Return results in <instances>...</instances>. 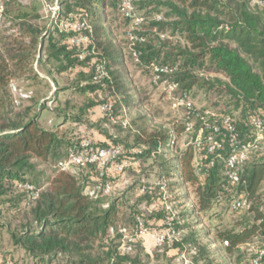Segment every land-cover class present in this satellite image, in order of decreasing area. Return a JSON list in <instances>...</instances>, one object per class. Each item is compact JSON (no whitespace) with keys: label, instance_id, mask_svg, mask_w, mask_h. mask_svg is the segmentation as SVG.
<instances>
[{"label":"trees","instance_id":"trees-1","mask_svg":"<svg viewBox=\"0 0 264 264\" xmlns=\"http://www.w3.org/2000/svg\"><path fill=\"white\" fill-rule=\"evenodd\" d=\"M9 2L5 0V18ZM120 2H60L64 15L70 16L68 20L86 21L91 30V43L83 47L88 55L81 61L77 49L69 43L78 35L74 31L63 32L57 41L49 39L44 47L38 27L25 21L27 16L23 15L15 17L18 27L15 36L6 38L0 33V112H3L0 114V214L1 206L13 210L15 214L26 211L25 223L10 234L14 247L27 253L36 264H140L137 259L129 261V254L121 250L123 236L118 231L125 226L117 225L121 216L124 218L120 199L107 201L103 195L91 199L85 194L87 182L80 183L73 174L57 169L52 176L45 178V189L39 187L38 177L41 175H35L38 165L34 160L40 164L53 160L57 163L63 159L60 149L65 143L56 131L43 129L37 114L30 115V109L15 112L9 84L14 79L33 74L32 65L34 61L40 62L42 55L47 63L52 61L59 67V73L78 68L76 78L80 84L94 81L97 64H102L107 72L108 79L78 88L94 98L86 100L85 113L81 112L79 119L73 117V120H87L94 112L98 118L107 121L110 117L100 111L105 104L112 105V117L122 105L137 108L146 104V92H139L140 99L135 97L137 90L128 80V72L124 68L127 59L133 61L131 50L136 49L141 53L140 61L133 62L142 69L151 64L177 66L176 72L168 78L170 83L177 85L175 96L186 94L190 97L191 89L199 86L219 97L208 110L216 115L209 118V123H218L221 116L231 117L239 139L246 142L250 139V119L255 117L264 122V7L252 6L248 0H138L133 4L134 11L142 18V23L135 30L130 20L122 18L127 27L120 41L124 46L121 48L110 17L114 13L121 17ZM129 31L142 38L143 42L131 43L127 37ZM199 72L219 75L226 82L215 79L219 86H214L202 81L196 75ZM32 76L37 79L35 74ZM104 91L108 92V98L98 100L97 94ZM218 109L223 111L219 113ZM137 121L141 123L140 132L135 135L132 147L115 138L102 142L84 136L77 140L89 138L95 147L122 146L127 157L139 161L137 167L123 173L109 172L102 182L111 184V181L122 179L127 173H137L140 161L153 158L160 165L161 177L167 185L170 186V178L177 183V190L181 182L189 184L193 188L196 208L205 212L213 204L214 197L224 192L218 166L210 171L208 177L198 179L191 166V147L184 146L177 152L176 159L166 161L157 151L167 145L171 132L164 128L151 129L145 116ZM172 130L175 136H179L183 129L181 125H175ZM133 150L140 154L133 155ZM67 152L68 149L65 156ZM88 170L96 179L94 167ZM244 177L252 198L264 180L262 158H252ZM24 184L39 191L36 200L32 201L29 192L18 188ZM140 187L137 189L138 200L151 202L155 189ZM142 189H145L144 193H141ZM162 213L154 215L148 222L159 226L155 231L158 234L165 229ZM134 214H128L133 228H125L128 237L136 240L137 216ZM251 214L250 225L238 232L218 234L220 241L228 243L226 254L231 255L236 247L249 242L255 235L264 236V213L254 208ZM117 239L118 246L111 249L109 242ZM96 244L100 246L99 255L93 252ZM185 244L198 247L199 255L204 256L206 264H213L207 255L208 249L200 246L198 238L193 235L173 241L171 248L181 250Z\"/></svg>","mask_w":264,"mask_h":264},{"label":"rangeland","instance_id":"rangeland-1","mask_svg":"<svg viewBox=\"0 0 264 264\" xmlns=\"http://www.w3.org/2000/svg\"><path fill=\"white\" fill-rule=\"evenodd\" d=\"M61 1L10 0L7 4V18L0 24L1 35L6 38L15 36L18 31V27L15 25V17L26 15L25 21L38 27L43 36L44 47L47 46L49 39L57 41L58 37L64 32L63 26L66 20L70 18L69 15H64ZM110 17L113 20L114 34L117 36L119 45L122 48L124 46L120 44V41L123 38L127 24L117 13L112 14ZM172 40L178 41V39L173 38ZM124 53L127 57L126 50H124ZM58 68L52 61L47 63L44 55H42V60L40 62L34 61L32 65L33 74L10 82L9 93L13 101L19 100L17 105L14 104L15 112L19 113L18 111L30 109V115L37 114L43 129L56 131L62 137L65 146L60 149L61 158L65 157L67 149L75 145L77 140L84 136H91L98 141L101 139L108 141L115 138L132 147L135 135L140 132L141 123L137 119L141 116L147 117L151 129L164 128L167 131H172L175 125L180 127V120L176 119L177 114L173 111L172 101L162 87L156 86L152 82V70L149 67L142 69L134 65L133 61L127 59L124 68L128 72V80L133 88L137 90L135 97L140 99L139 92L144 90L147 101L146 104L137 108H127L122 105L115 112L113 119L107 121L98 118L94 112L87 120L72 119L73 117L79 119L80 113H85L86 100L94 98L92 94H84L78 88L92 83L96 84V82H82L80 84L76 78L78 68L72 72L63 73H59ZM34 74L37 79L33 78L32 75ZM196 75L202 81L214 86H219L214 81L215 79H218L221 83L226 82L223 77L215 74L199 72ZM20 95H25L27 98H22ZM108 96V92H99L97 99L104 100ZM190 99L201 111H208L219 97L214 96L212 92H207L206 89L195 86L190 91ZM217 111L221 113L223 110L218 109ZM2 113L1 111L0 114L2 115ZM175 139L176 143L171 148L165 150L166 146H164L158 149L160 151L158 154L163 155L166 161H170L172 158L176 159L177 152L184 148L181 136H176ZM146 160L144 162L140 161L141 166L137 173H127L124 178L111 181L112 190L105 195L107 201L120 199L119 203L123 204L121 211L124 212V218L121 216V221L117 223L118 226L124 225L128 230H131L133 221L130 222L128 214L134 212L135 216H143L148 232L150 230L156 231L159 226L157 224L150 225L148 222L154 215L162 212H164L162 213V219H164L166 213L161 204L164 198L167 204H171L176 211L175 235L177 240L175 241H181L189 235L198 238L200 246H205L208 249L207 255L213 264H251L254 251L264 244V236L255 235L249 242L239 245L231 255H228L225 253V247L228 246L223 245V242L218 239V234L227 231H240L243 227L250 225L252 214L229 212L224 204L220 206L211 205L205 212L199 211L195 206L193 188L189 184L181 182L182 184L177 190V187H175L177 183L170 178L168 180L170 186H168L166 180L161 177L160 165L153 158ZM56 161L40 164V162L34 160L38 165L35 175H41L38 177L41 189L46 187L44 185L45 178L52 176L53 171L56 170ZM71 173L80 183L85 181L89 186L96 184V179L90 170L75 168L71 170ZM157 184H162L164 190L161 191L160 186H157ZM140 186L155 189L152 191L151 202L138 200L140 196H138L137 189H140ZM163 192H165L164 195ZM252 200L253 209L264 207V181ZM24 211L15 214L13 210L1 206L0 264H36L35 260L27 253L14 247L11 239L10 233L18 231L20 225L25 223L24 213L26 211ZM162 221L164 222V220ZM148 232L124 246L129 249V255H127L129 261L137 259L140 264H206L204 256L199 255L198 247L194 248V246L185 244L179 250L171 248V244L158 246ZM118 244V239L109 242L111 249L118 246ZM99 247L98 244L93 246V252L96 255L101 252ZM53 264H57V262Z\"/></svg>","mask_w":264,"mask_h":264},{"label":"built area","instance_id":"built-area-1","mask_svg":"<svg viewBox=\"0 0 264 264\" xmlns=\"http://www.w3.org/2000/svg\"><path fill=\"white\" fill-rule=\"evenodd\" d=\"M135 1L138 0H121L118 8L121 17L130 20L131 27L138 30L142 23V18L135 14L133 5ZM248 1L252 6L264 7V1L262 0ZM4 13L5 0H0V23L5 19ZM157 20H160V18ZM63 28L64 32L71 30L78 33L77 36L70 39L69 43L77 49L78 59L80 61L83 60L88 55L83 50V47H88L91 43V30L87 22H77L67 19ZM127 37L131 43L143 42L142 38L130 31L127 32ZM140 54L136 49L131 50L135 63H139ZM149 68L152 70V82L156 86L163 88V91L172 101L173 111L177 114L176 119L180 120V125L183 129L180 133L183 146H189L192 149L191 166L194 175L198 179H203L204 177H208L210 171L215 167L217 168L218 166L220 170L224 192L214 197L212 206L224 204L226 210L229 212L251 214L253 212V200L248 192V183L244 177V172L252 158H262L264 161V122L255 117L251 118L250 139L243 142L239 139L231 117L221 116L218 123H209V118L216 117L215 113L201 111L186 94L174 95L177 85L170 83L168 78L176 72L177 66L159 67L151 64ZM104 79H108L107 72L102 64H97L94 82L100 83ZM20 96L27 98L25 95ZM14 102L17 105L19 100ZM100 111L102 114L109 116L111 120L113 119L110 116L112 114L111 104L102 105ZM170 132L171 137L165 150L171 148L176 143V136L173 130ZM157 152L160 151L158 150ZM131 153L133 155L140 154L137 150H133ZM138 165V160L126 156L122 146L95 147L89 138H83L68 149L67 155L56 163V169L71 173V170L75 168L87 170L90 167H94L96 184L92 186L87 184L85 194L89 198L95 199L99 195H107L112 190V185L109 182H102L109 172L123 173L125 170L137 167ZM159 184L157 186H160V190L163 191L162 184ZM18 188L29 192L32 201L37 199L39 191L35 190L31 185H19ZM144 190L142 189L141 193H144ZM164 194L165 192H163ZM161 204L163 210L166 212L164 232L160 234L151 230L148 232L143 219L137 216L136 239L148 232L158 246L171 244L177 240L175 235L176 211L172 208L171 204H167L164 198ZM106 207L107 205L104 206V208ZM259 210L264 213V207H261ZM118 232L123 236L121 250L125 254H129V249H126L124 246L134 242L135 239L128 237L125 227H120ZM110 233L113 234L112 229ZM223 245L227 246L228 243L223 242ZM251 264H264V244L261 248L254 251Z\"/></svg>","mask_w":264,"mask_h":264},{"label":"crops","instance_id":"crops-1","mask_svg":"<svg viewBox=\"0 0 264 264\" xmlns=\"http://www.w3.org/2000/svg\"><path fill=\"white\" fill-rule=\"evenodd\" d=\"M100 141L104 142V141H107V140L101 139Z\"/></svg>","mask_w":264,"mask_h":264}]
</instances>
